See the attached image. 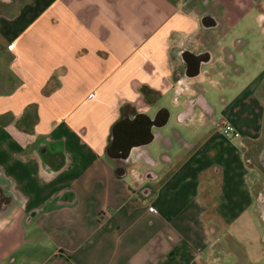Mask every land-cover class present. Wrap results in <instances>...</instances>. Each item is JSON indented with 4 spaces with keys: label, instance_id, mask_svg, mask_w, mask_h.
<instances>
[{
    "label": "crops",
    "instance_id": "crops-1",
    "mask_svg": "<svg viewBox=\"0 0 264 264\" xmlns=\"http://www.w3.org/2000/svg\"><path fill=\"white\" fill-rule=\"evenodd\" d=\"M196 1L27 0L0 14L10 71L0 77V167L22 197L0 220V264L27 244L36 253L21 264H241L220 229L250 210L263 219L264 64L248 71L260 64L252 54L264 63V0H210L206 13L223 26L208 30ZM62 37L69 56L58 61ZM211 37L217 49L198 60ZM172 92L175 113L162 102ZM162 107L178 126L147 146L154 160L121 167L108 156L125 109ZM226 122L240 139L222 133ZM60 140L66 161L48 169L40 145Z\"/></svg>",
    "mask_w": 264,
    "mask_h": 264
},
{
    "label": "rangeland",
    "instance_id": "rangeland-1",
    "mask_svg": "<svg viewBox=\"0 0 264 264\" xmlns=\"http://www.w3.org/2000/svg\"><path fill=\"white\" fill-rule=\"evenodd\" d=\"M23 3L25 4L27 2V0H22ZM23 3L19 6L21 8V6L23 5ZM20 8H18L17 4L12 3V9L11 7L5 5L4 3H2L0 1V14H5L7 16L10 15H16L18 13H20L21 10H19ZM247 23V22H245ZM250 25L254 26V28L256 27V23H253V21H251V23H249ZM1 33V32H0ZM2 37V36H0ZM64 37H62L60 39L61 45L59 47L56 48L57 51H59V60H65L67 56H69V41L68 38L66 37V39L63 40ZM3 39V37H2ZM3 42H5V44H1V47L3 48L2 51L0 50V77L6 75V73H9V68H8V64L6 63L7 59V39H3ZM51 48L56 47L55 45H50ZM250 47V51L252 49V51L254 52H258L259 48L261 47L257 40L253 41ZM54 52V51H53ZM50 52V53H53ZM37 58H39V56H37ZM49 56H44L42 58V60H47L49 59ZM254 58V62H258L260 63L259 65H253V67H251L250 71L251 74H255L256 72H258L261 68L262 65L264 64L262 62V60L260 59L261 56L257 54H252V57ZM56 60V57H54L52 60ZM30 73H31V78L34 77L35 75H39L40 76L43 73H40V71L35 72V69H30ZM248 79V77H247ZM2 87H0L1 89ZM235 92L231 91L229 93H226V95H234ZM225 95V96H226ZM206 96L207 98L210 100V102L214 105H216L217 108H220L223 103V95H220V93L213 88L212 86L207 87V91H206ZM172 97H173V92L169 93L167 95L164 96V99H162V102L165 105H169L171 106V110H173V112H176V108H174L173 103H172ZM1 104V103H0ZM176 126H178V119L175 116V114L173 115L172 119H170L168 125L166 127H164L163 129H167V128H176ZM222 127V126H221ZM192 136V134H190ZM229 139H233L232 137H229ZM153 147V146H152ZM152 147H150L152 149ZM159 150V147H155L154 148V152L156 153ZM146 184H151V182L149 180L145 181ZM257 187H261L264 189V179L262 178L261 180H259L256 183ZM256 195V201H258V197L260 193H258L256 191L255 193ZM258 205L256 206V210H258L259 212L261 211V209L263 208L262 205L260 204L261 202H257ZM261 217L260 213L257 214V212H254L253 210H250L249 212L244 213L243 215H241L238 219H236L235 221L231 222V223H222L221 224V238L223 237L222 241L224 242V235L225 233L229 234V236L232 235V238H230L232 240V242L235 244H237L238 246V253L242 255V259L248 263L251 264H264V240H263V236H264V224L262 222L263 219L259 218ZM262 221V222H261ZM32 236V235H30ZM35 236V235H34ZM34 247L36 246H31L30 244L24 245L23 247V251L25 252L24 255L22 257H19L18 261H16V264H21V261H26V254H33V250L35 249ZM0 254H1V248H0ZM232 258L233 255L228 256L226 259L228 261V264L232 263ZM4 264H15L11 262V258H9L8 260H6V262Z\"/></svg>",
    "mask_w": 264,
    "mask_h": 264
},
{
    "label": "flooded vegetation",
    "instance_id": "flooded-vegetation-1",
    "mask_svg": "<svg viewBox=\"0 0 264 264\" xmlns=\"http://www.w3.org/2000/svg\"><path fill=\"white\" fill-rule=\"evenodd\" d=\"M2 3H4L5 5L11 7L12 9V3L17 4L18 8H20L19 6L23 3L22 0H0ZM193 1V0H192ZM195 5L198 6V8L202 11V25L203 28L205 29H212V27L216 28H221L223 26V23L220 20H216L214 19V17H212L211 14L206 13L209 8L212 6L210 0H197L195 2ZM213 8V7H212ZM216 13L221 14V10L219 7H216L215 9ZM207 45H208V49L205 51V53H200V54H196L195 57L199 60H204L206 59V55H208L209 51H215L218 47V43L215 41L214 38L211 37V39H208L207 41ZM217 60V55L216 56H212L211 61H215ZM188 67H187V72L188 71ZM198 99V98H197ZM134 105V104H133ZM134 107H137V104L134 105ZM204 108L206 109V106H204ZM208 109V107H207ZM127 109H125L124 111V115L125 117L120 121V123L118 124L117 128L115 129V133L119 136H117V140L118 143L120 145V148L122 149V153H125L126 150L132 145L131 141L129 140V138L124 135V133L129 132V130L131 129L130 127L133 126L136 122V119L133 120L134 116L137 114L136 111H126ZM166 110H162L161 113L159 114V116L154 120L155 123L160 124L163 122V120L165 119V114ZM140 117V116H139ZM138 119V118H137ZM1 123V122H0ZM174 137H177L178 134L176 132H173ZM43 145L41 146V156L44 162V165L46 166V168L48 169H57L60 166H62L65 161H66V154L64 152V142L63 141H45L44 143H41ZM111 144V143H110ZM263 147V151H262V156H261V163L263 165V169H264V141L262 144ZM144 156L142 155H132L129 158H126L124 156H121L119 161H120V166L123 167L125 165L126 162H133L135 159H139L142 158ZM148 160V159H147ZM57 161H60V164L57 166H53L52 164H56ZM150 161V160H149ZM152 163V161L150 162ZM264 177V176H263ZM69 196H66L67 201H70V199H68ZM22 201V197L20 195L19 192L13 190V181L12 179L6 177L4 175L3 169H1L0 167V220H3L4 218H6V216H9L10 211L12 210V208L14 207H18L20 205ZM258 201L261 202V205H264V193L258 196ZM263 208L262 210V218L264 220V206H262ZM232 238L231 236H226L225 237V241H227L229 247L234 251L235 254L238 255L239 257V263H243V259H242V255L238 253V246L237 244L233 243L232 240L230 239ZM263 240H264V236H263ZM35 250H33V254H35L36 252H34ZM24 251L23 249H19L16 252H14L12 255H10L9 258H11V262L15 263L16 260L19 259V257L25 256L24 255ZM31 254V255H33ZM26 256H30V254H26ZM15 261V262H14Z\"/></svg>",
    "mask_w": 264,
    "mask_h": 264
},
{
    "label": "water",
    "instance_id": "water-1",
    "mask_svg": "<svg viewBox=\"0 0 264 264\" xmlns=\"http://www.w3.org/2000/svg\"><path fill=\"white\" fill-rule=\"evenodd\" d=\"M202 65V63H199L197 71L194 73V75L197 76L202 73ZM162 110H166V108L162 107L154 116H151L148 113H137L134 116L133 120L136 119L135 124L130 127L131 129L129 130V132L124 133V135H126L132 143V145L126 150L125 153H122L123 151L120 148L117 140V136L119 135L115 133L114 129L112 133L111 144L107 149L108 156L111 159L119 160L121 156L129 158L132 155L137 154L146 156V158L154 160L155 158L152 155L151 150L147 148V146L154 142L159 137L158 135H164L163 128L168 125L171 119V111L167 109V114L163 122L160 124L155 123L154 120L159 116ZM127 163L128 162H126L125 164ZM149 166H154V164H149Z\"/></svg>",
    "mask_w": 264,
    "mask_h": 264
},
{
    "label": "built area",
    "instance_id": "built-area-1",
    "mask_svg": "<svg viewBox=\"0 0 264 264\" xmlns=\"http://www.w3.org/2000/svg\"><path fill=\"white\" fill-rule=\"evenodd\" d=\"M222 133L225 136L235 139H240L242 137V133L238 130V128L234 124L228 122L222 125Z\"/></svg>",
    "mask_w": 264,
    "mask_h": 264
},
{
    "label": "trees",
    "instance_id": "trees-1",
    "mask_svg": "<svg viewBox=\"0 0 264 264\" xmlns=\"http://www.w3.org/2000/svg\"><path fill=\"white\" fill-rule=\"evenodd\" d=\"M244 264H246V262L243 260Z\"/></svg>",
    "mask_w": 264,
    "mask_h": 264
}]
</instances>
